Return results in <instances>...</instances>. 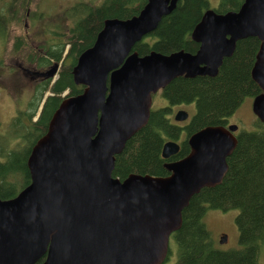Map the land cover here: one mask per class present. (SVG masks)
Returning <instances> with one entry per match:
<instances>
[{"label": "water", "instance_id": "water-1", "mask_svg": "<svg viewBox=\"0 0 264 264\" xmlns=\"http://www.w3.org/2000/svg\"><path fill=\"white\" fill-rule=\"evenodd\" d=\"M178 2L148 0L132 18L107 19L81 54L73 80L83 93L62 101L34 144L31 183L13 199L0 197V264H164L193 198L224 180L238 126L199 130L188 138L190 154L178 161L171 160L180 145L166 142V177L116 178L117 157L149 124L154 95L181 77L215 78L247 39L260 43L251 77L260 88L253 112L264 123V0H245L225 14L208 10L192 33L196 54L140 56L135 46ZM60 66L42 76L55 79ZM188 117L179 111L175 119ZM227 241L224 235L221 243Z\"/></svg>", "mask_w": 264, "mask_h": 264}, {"label": "trees", "instance_id": "trees-1", "mask_svg": "<svg viewBox=\"0 0 264 264\" xmlns=\"http://www.w3.org/2000/svg\"><path fill=\"white\" fill-rule=\"evenodd\" d=\"M244 1L222 0L220 9L217 11L219 13H226L227 11L236 12L241 8ZM147 2L148 0H102L99 3H94L93 1L77 2L66 9L63 14L66 20L71 23L70 29L68 27L67 34L63 35L64 39L55 45H48L44 49V53L39 54V57L37 56L35 59L33 57L29 58L31 63L37 62L40 67L49 65L52 61L62 62V67L57 80L53 84L51 80L46 82L41 94L38 95L36 101L29 107V111L25 114L27 124L24 125L23 116L17 120V126H20L18 136L29 142V146L25 152L10 151L0 141V197L2 199L9 200L15 198L21 190L31 183L30 173L27 168L28 157L36 141L47 132L53 114L58 109L62 100H64L62 94L67 92L68 95L66 97H74L83 93L84 87L74 83L73 70L81 54L95 43L99 32L103 29L104 22L107 19L126 20L132 18L140 13ZM13 7L11 6V8H7L6 10H9L11 13ZM208 9H210L209 0H179L176 10L170 16L163 19L159 28L154 33L148 35L143 41L138 43L134 51L142 57L153 51L165 55H170L178 51L196 54L199 50V45L192 41V33ZM6 10L0 7V40L3 43L6 41L7 29L10 23V18L8 19ZM18 13L19 11L13 12L17 18H19ZM55 34L62 37L58 31ZM15 46V50H21V46H25L20 37L17 39ZM258 46L259 42L257 39L241 41L238 44L235 55L228 59L226 63L242 70H250L255 63ZM207 82L208 80L205 78L195 80L185 78L177 79L167 89L166 94L168 100L174 103L180 98L198 95L199 92L197 93V91L206 85ZM257 89L259 88L257 87ZM48 91H51L53 96L47 99L36 121L34 118L38 114L40 105H42L41 103L44 99L45 92ZM151 118L149 124L129 141L124 153L117 157L114 177L126 179L134 173H147L158 177H166L169 175L165 168L166 163L169 161L164 160L162 157V149L166 142L164 138L165 131L163 132L160 128L152 125ZM157 119L163 121V115H159ZM251 137L250 134L244 136L243 142L246 140L249 141ZM255 146L264 148V138L259 140ZM262 155V159H257L263 160L264 152H262ZM256 157H258V154ZM251 160L254 159L251 158ZM246 161H250V158L247 156L242 157L239 162ZM255 171L257 176L263 175L264 177V169L262 170L257 167ZM238 181V184L233 183L231 187L226 184L227 188H225L229 193L226 197H233L237 194L235 193L237 190L233 189V187H238L239 190L248 187L244 176ZM22 184L23 186H21ZM250 186H252L251 189L253 188V190L245 195L242 198V202H240L241 208L244 211L253 210L257 207L260 193L259 188H264V181L257 179L255 183L252 181ZM248 202H252L253 204L251 205L250 203L248 205ZM190 224H193L192 220L186 219L184 221L183 218L184 226L188 227ZM201 224L205 225L203 221H201ZM263 239L264 234L259 239V243ZM207 251L204 250L200 254L195 253L189 258L182 257L180 258V263H189L202 259L207 263L209 261H215V264H230L231 261L235 262L231 258H235L237 262L235 263L240 264L239 256L235 254L216 253L209 257Z\"/></svg>", "mask_w": 264, "mask_h": 264}, {"label": "rangeland", "instance_id": "rangeland-1", "mask_svg": "<svg viewBox=\"0 0 264 264\" xmlns=\"http://www.w3.org/2000/svg\"><path fill=\"white\" fill-rule=\"evenodd\" d=\"M86 1L99 3L102 0H0V7L4 10L14 6L11 13L6 10L7 17L8 19L10 18L6 41L3 43L0 40V141L10 151L25 152L28 148L29 142L18 136L20 126H17V120L22 117V114H27L30 101L33 100L35 102L38 97V95L35 96L36 90H34L32 83L24 75V72H21L19 66L29 69L37 68L35 63L29 61V58L33 57L35 59L37 56L39 57V54L44 53V49L48 45H55L64 39L63 35L67 34L68 27L70 29L71 26L70 21L63 16L64 12L75 3ZM209 2L211 9L219 10L222 0H209ZM15 11H19V18L14 16L13 12ZM56 31L61 33L62 37L57 36L55 34ZM19 37L25 46H21V50H15V43ZM257 87L258 85L250 76V70H242L234 65L225 64L221 69L218 80L208 82L197 91L203 101L201 119L198 123H180V125L188 124L186 132L181 135L179 129H166L164 122L157 119L159 118L158 111L167 107L160 91L153 97L151 124L160 128L163 132L165 131L164 138L166 141L179 137V140L184 143V148L187 149V139L191 135L204 125L214 122L220 115L229 114L240 102L244 92H258L260 88L258 87L259 89H257ZM189 97L192 96L180 98L175 103H171L173 105L168 104L170 112L173 113V123H176L174 116L177 111L186 110L184 106L178 108L175 105L184 104L179 101L187 102L192 99ZM40 113L39 108L38 114L34 118L36 121ZM190 113L192 118L194 115L193 109H191ZM25 119H23L24 125L27 124ZM237 119L242 121L245 130L254 129L255 115L252 111L250 96H247L242 108L235 113L232 121L236 122ZM263 138L261 136L259 140ZM262 152H264L263 147L254 146L251 158L255 161V159L262 156ZM257 154L258 157H256ZM143 174L147 175V173ZM243 174L246 181L252 179L253 183H255L258 179L255 170L251 175ZM236 177L241 180L243 175L239 174ZM225 187L227 188L226 184ZM225 187L223 188V185H220L213 191H204L199 197L193 199L184 217L187 218L188 215L198 217L196 219L193 218L196 224L194 226L189 225L179 234L175 233L171 237L169 250L172 252L173 257L170 256V263L167 264L177 262L179 249H181V252H193L201 250L203 246L209 244H213L214 247L224 251L236 248L243 249L245 247L244 245H242L243 247L239 245V230L235 220L237 215V210L235 209L237 204L240 205V202H242L243 196L237 190L235 196L226 197L229 193ZM204 207H207V210ZM261 207L262 210L252 220L250 211L244 214L243 227L247 230V237L250 239L253 236H258L263 231L264 204ZM213 208L220 210H212ZM249 220H251L250 223ZM201 221L205 225H202ZM224 234L229 238L228 244L221 243ZM258 246L261 249L260 263L264 264V240L258 244L254 243V246L249 248V250L253 251L251 257L254 256ZM231 259L236 262L235 258ZM253 261L250 259V264ZM235 262L231 261L230 264H236L237 262ZM207 264H215V261H209Z\"/></svg>", "mask_w": 264, "mask_h": 264}, {"label": "flooded vegetation", "instance_id": "flooded-vegetation-1", "mask_svg": "<svg viewBox=\"0 0 264 264\" xmlns=\"http://www.w3.org/2000/svg\"><path fill=\"white\" fill-rule=\"evenodd\" d=\"M208 10H211L208 9ZM207 10V11H208ZM213 10V9H212ZM206 11V12H207ZM217 13H219L217 10H215ZM205 12V13H206ZM229 12V11H227ZM226 12V13H227ZM204 13V14H205ZM219 14H225V13H219ZM204 16V15H203ZM200 23V22H199ZM248 40V39H247ZM244 41V40H243ZM241 42V41H240ZM239 42V43H240ZM259 42V41H258ZM238 43V44H239ZM199 45V44H198ZM238 47V45H237ZM259 47H260V43H259V46H258V50H259ZM199 48H200V45H199ZM237 51V49H236ZM198 52V51H197ZM258 52V51H257ZM236 53V52H235ZM235 55V54H234ZM233 55V56H234ZM257 55V54H256ZM232 58V57H231ZM230 59V58H225L224 59V63L222 65V67L220 68L219 70V74L218 76H216L215 78H208V77H198V78H195V79H199V78H205L206 80H208V82H211V81H216L219 79L220 77V74H221V69L224 67L226 63V61ZM56 63V61H52L49 65H46L44 67H40L38 66L37 62H35V64L37 65V68H33V69H29V68H25L23 66H19V68L21 69V72L23 73L24 72V75L26 77H28V79L30 80V82L32 83L33 87H34V90H36V95H39L41 94V91L42 89L44 88L46 82H48L49 80L52 81V84L57 80L58 76H59V73H60V70H61V67H62V62L61 63V66L59 68V71L58 73L56 74L55 76V79H47L45 78L44 76H42V74L46 73L47 71H49ZM251 70L252 68L250 69V76H251ZM181 78H185V77H181ZM252 78V77H251ZM180 79V78H179ZM186 79V78H185ZM195 79H191V80H195ZM176 81V80H175ZM207 82V83H208ZM171 85V84H170ZM169 88L166 87L165 89L161 90L162 94H163V97H164V100L166 102V106L167 107H164V108H161L159 111H158V115H163V121L164 124H165V127L166 129H179L181 132H180V135L183 133V132H186V129L188 128V124H190L192 122L195 123V122H199V120L201 119V108H202V105H203V101L201 99V95H194L193 97H191L192 99H189L187 102H181L179 101L180 103H184V104H180V105H175V106H178V108L180 106H184L186 108V110L184 109H181V110H178L177 113L179 111H185L188 113L189 117L186 121L184 122H188V124L186 125H180V123H184V122H177L175 117L177 115V113L175 114L174 116V120L176 123H173L172 122V116H173V113L170 112L169 110V107H168V104H171V102L168 100V97H167V89ZM33 90V91H34ZM159 93V92H158ZM259 94V92H254V91H248V92H244L243 93V97L242 99L240 100V102L237 104V106L234 108V110H232L229 114H222L220 115V117L216 118L214 122L212 123H208L206 125H204L201 129L205 128V127H208V126H220V127H223V128H226V129H229L231 126H238V130L234 133L236 139H237V145H236V148L233 152V154L228 158L227 160V164H228V172L224 178V180L222 181V183L216 185L215 187L213 188H206L204 189L199 195H197L196 197H199L204 191H213L214 189H216L218 186L220 185H223V188L225 187V184H227L228 186L231 187V185L233 183H236L238 184L239 181L237 179V175L239 174H242L244 176L243 173H245L246 175H251L253 174L254 170L259 167L261 168L262 170L264 169V159L263 160H258V159H262L263 155L258 158V159H255L254 160H251V151L253 149V147L258 144L259 142V138L262 136L264 137V123H262L256 116H255V127L253 130H245L243 128V123L240 119H237L236 122H233L232 119L233 117L235 116V113H237L238 110H240L242 108V105L244 104L245 100L247 99V96H250V99L252 100V111H253V102H254V99L255 97ZM68 95L67 92H65L64 94H62V96L65 98H67L66 96ZM34 96V98H35ZM53 96L52 92L51 91H48V92H45L44 94V99L42 101V105L41 107L44 106V104L46 103L47 99L49 97ZM155 96V95H154ZM153 96V97H154ZM33 98V99H34ZM63 101V100H62ZM33 103V100L30 101L29 103V107L31 106V104ZM44 103V104H43ZM62 103V102H61ZM60 103V104H61ZM175 103V102H174ZM178 103V102H177ZM173 105V104H171ZM60 106V105H59ZM153 106V104H152ZM194 106V107H193ZM40 107V108H41ZM191 109H193V112H194V115L193 117L191 118ZM28 112V110H27ZM254 114V112H253ZM255 115V114H254ZM22 116L25 118V114H22ZM40 116V114L38 115ZM151 116H152V112H151ZM200 129V130H201ZM199 131V130H198ZM197 131V132H198ZM188 134V133H187ZM251 135L252 137L250 138V140H246L245 142H243V138L244 136H248V135ZM168 141H176L180 147H181V152H180V155L173 158L171 161H178V160H181L183 158H185L186 156H188L191 152V148L189 146V143H188V139H187V143H188V148L185 149L184 148V143L181 142L179 140V137L177 138H171L169 139ZM166 141V142H168ZM256 141V142H255ZM165 142V143H166ZM249 157L250 158V161H246V162H239L240 159L242 157ZM257 160V161H256ZM237 179V180H236ZM258 179L259 180H262L264 181V177L263 175H260L258 176ZM252 179H249L247 181L248 183V187L246 188H242L241 190L238 189V187H233V189L235 190H239L240 191V194L244 197L245 194H246V191L248 190L250 193L253 188L251 189L252 186H250L252 184ZM250 186V187H249ZM232 189V188H231ZM232 189V190H233ZM260 189V193H259V201L257 203V207L254 208L253 210H249L250 213H251V220L253 218H255L258 213L262 210V205L264 204V188H259ZM244 192V193H243ZM247 193V194H248ZM195 197V198H196ZM194 198V199H195ZM245 199V198H244ZM193 201V200H192ZM251 203V205L253 204L252 202H248V205ZM244 205L246 206V203L244 202ZM190 206V205H189ZM237 208L235 210H237V215H236V224H237V227H238V230H239V245L241 247H243L242 245H244L245 247L243 249H239V248H236V249H231V250H222V249H218L216 247L213 246V244H209V245H205L203 246L201 250H197V251H193V252H181V249H179V253L177 254V262L176 263H173V264H181L180 263V258L182 257H186V258H189V257H192L195 253L197 254H200L201 252H203L204 250H208L207 253H208V256L211 257L213 256V254H235L236 256H239V263L242 264V263H246V264H250V259L254 260L251 264H261L260 263V253H261V249H260V246H258V248L255 250V254L253 257L252 254H253V251L252 250H249V248L251 246H254V243H259V239L261 238V236L264 234V228H263V231L261 232V234H259L258 236H253L251 239L248 238V232L247 230L243 227V218H244V214L247 213V210L244 211L242 208H241V205H238L236 206ZM189 208V207H188ZM187 208V209H188ZM187 209L184 213V215H186L187 213ZM205 210H207V207H204ZM209 209H211L209 207ZM212 210H220L218 208H213ZM211 210V211H212ZM234 210V209H233ZM248 211V212H249ZM184 218V221H186V219H189V220H192V226H194L196 223L195 221H193V218H198V217H193L192 215H188L187 218ZM203 220V219H202ZM251 220H249V223L251 222ZM191 225V224H190ZM187 226H182L181 230L179 232H177L176 234H179L181 231H183ZM225 235V234H224ZM229 239V238H228ZM264 240V239H263ZM180 244V242H179ZM228 244V241L227 243ZM171 257H173V254L172 252H168V255H167V258L164 262V264H167V263H170V260H171ZM182 264H207L206 261H203L202 259L198 260V261H192V262H184Z\"/></svg>", "mask_w": 264, "mask_h": 264}, {"label": "bare ground", "instance_id": "bare-ground-1", "mask_svg": "<svg viewBox=\"0 0 264 264\" xmlns=\"http://www.w3.org/2000/svg\"><path fill=\"white\" fill-rule=\"evenodd\" d=\"M229 158V157H228ZM228 160V159H227ZM171 240V239H170Z\"/></svg>", "mask_w": 264, "mask_h": 264}]
</instances>
